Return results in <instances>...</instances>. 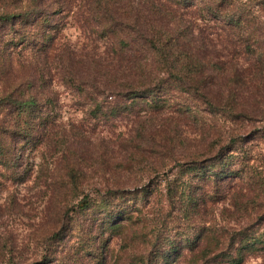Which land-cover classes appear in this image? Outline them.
<instances>
[{"label": "rangeland", "instance_id": "rangeland-1", "mask_svg": "<svg viewBox=\"0 0 264 264\" xmlns=\"http://www.w3.org/2000/svg\"><path fill=\"white\" fill-rule=\"evenodd\" d=\"M40 8L62 13L52 16L60 31L49 52L0 50V70L11 64L7 77L30 80L51 117L37 147L8 155L14 167L0 165V264H149L170 242L174 264H229L221 254L234 234L263 236L248 203L264 199L253 182L264 183V9H254L253 42L164 0H42ZM107 11L134 27L131 38L171 31L184 43L185 34L210 64L215 105L172 81L138 104L123 97L127 85L157 84L165 72L146 52L117 58L118 39L102 29ZM232 98L236 105L216 107ZM96 101L107 115H93ZM109 105L121 107L117 117ZM230 151L244 179L205 181ZM183 189L198 200L195 211ZM101 201L124 213L115 222L121 229L96 220ZM56 233L64 240L52 241ZM257 256L245 264H264V249Z\"/></svg>", "mask_w": 264, "mask_h": 264}, {"label": "trees", "instance_id": "trees-1", "mask_svg": "<svg viewBox=\"0 0 264 264\" xmlns=\"http://www.w3.org/2000/svg\"><path fill=\"white\" fill-rule=\"evenodd\" d=\"M25 1L0 0V50H5L8 47L14 48V50L32 47V49H37L45 55L52 48L60 31L58 24H52V16L62 13L48 14L46 10L40 8L42 0H31L32 2L28 7L24 6ZM164 1L169 5L207 15L205 17H209V20L214 22L215 25L231 29L234 34L239 32L238 35L240 37L247 35L252 38L253 42L256 41L254 32L257 20L254 9L257 5L264 9V0ZM102 15L110 19L107 20L105 26L103 25L102 29L105 34L113 35L118 39L117 45H115L117 58L124 56L128 52H133L132 57H139L143 52H146L149 58H152L151 61L161 66L163 72H165V75L157 84L139 82L140 87L133 86L134 84L127 85L129 91L122 93L123 97L132 101V103L138 104L139 100L143 99V101H146L149 96H156L161 84H168L169 81H172L173 84L183 89V91L192 92V97L196 101L201 102L203 106L215 105L209 100L207 88V79L209 77L207 70L210 64L200 56L197 49L193 47L195 44L188 41L183 31L184 43L178 41L176 34L171 33V31H163V34L159 32L151 37L149 34L141 33L139 36L131 38L129 31L134 29L133 26L117 21L111 16L110 11ZM192 29L193 27L189 33L193 37L194 32H192ZM2 67L3 70H0V76L2 78L5 77V86L2 90L0 89V165L3 168L5 166L9 168L15 166V158H10V160L6 161L4 159L8 155L10 157L15 156L20 149H24L28 145L37 147L49 130L51 117L47 111L48 103L43 104L44 102L34 94L33 83L30 80L26 83H17L9 76L7 77V75H10L11 64L8 65L9 69L3 65ZM2 71H4L3 74ZM220 101L222 100L216 101V107L219 110L236 103L235 98L230 99L227 103ZM222 103L224 104L222 105ZM104 107H106L104 104L96 101L93 115L95 117L107 115V113L103 112ZM107 108L111 111L109 113L110 116L117 117L119 114H117V111L114 112V110L121 107L109 105ZM210 108L215 109L214 107ZM225 155L227 156L225 160L222 159L221 166L218 169L205 174V181H220L228 178L244 179L246 173L242 167L241 169L233 168L236 163L234 152L230 151ZM253 182L258 186L257 192L264 195V183H258L254 180ZM188 188L191 189L193 187L189 185ZM181 195L185 196L190 207L195 211L198 207V200H195L193 194L189 193V195H186V191L183 189ZM256 201H258L257 197L254 198L253 202L249 200V207L251 205L257 207V221L264 222V199L260 203H256ZM97 208L101 213L100 215L103 216L100 220L98 218L96 220L100 221L104 228L111 227L110 229L114 231L122 228L115 222L124 213L113 212L109 205L102 201L97 205ZM83 209L90 210L92 207L90 204H85ZM250 210H253V208H250ZM66 230L67 228L64 227L61 235ZM58 235L59 233L54 234L51 237L52 241L55 239H59V242L64 240ZM169 244L170 248L168 250L162 251V248L156 250V254L149 260V264H174L176 255L178 257L179 253L173 242ZM262 249H264V234L263 236H257L241 230L232 236L230 249L226 252L223 251L221 256L229 264H245L248 258L258 257L257 254ZM210 254L212 253L210 252Z\"/></svg>", "mask_w": 264, "mask_h": 264}]
</instances>
